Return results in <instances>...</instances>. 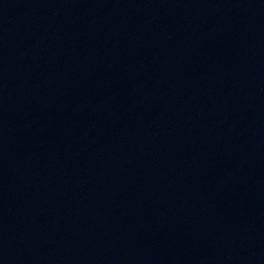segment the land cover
Returning a JSON list of instances; mask_svg holds the SVG:
<instances>
[{
    "label": "water",
    "instance_id": "1",
    "mask_svg": "<svg viewBox=\"0 0 264 264\" xmlns=\"http://www.w3.org/2000/svg\"><path fill=\"white\" fill-rule=\"evenodd\" d=\"M0 264H264V0H0Z\"/></svg>",
    "mask_w": 264,
    "mask_h": 264
}]
</instances>
